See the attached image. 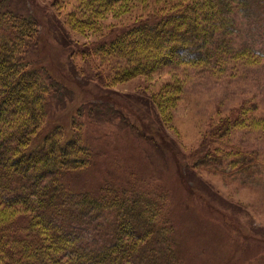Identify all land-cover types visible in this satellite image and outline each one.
<instances>
[{"label":"rangeland","instance_id":"1","mask_svg":"<svg viewBox=\"0 0 264 264\" xmlns=\"http://www.w3.org/2000/svg\"><path fill=\"white\" fill-rule=\"evenodd\" d=\"M156 1L113 9L90 28L79 27L78 0H0V9L39 23L29 58L55 84L42 134L83 124L93 161L70 174L73 188L146 189L174 226L181 264H264V130L239 119L245 106L264 117V0H245L234 14L233 44L251 52L247 64L170 66L108 82L95 47Z\"/></svg>","mask_w":264,"mask_h":264},{"label":"trees","instance_id":"2","mask_svg":"<svg viewBox=\"0 0 264 264\" xmlns=\"http://www.w3.org/2000/svg\"><path fill=\"white\" fill-rule=\"evenodd\" d=\"M147 1L78 0L79 27ZM238 7L246 9V1L157 0L95 47L110 66L104 79L127 81L170 66L225 71L247 64L251 52L233 44ZM39 39L36 20L0 9V264H181L174 226L146 189L108 184L94 193L69 183L71 173L91 165L93 150L76 119L71 132L58 125L42 134L55 84L30 61ZM179 88L184 92L183 84ZM241 113L237 118L264 130L255 109L245 106Z\"/></svg>","mask_w":264,"mask_h":264}]
</instances>
